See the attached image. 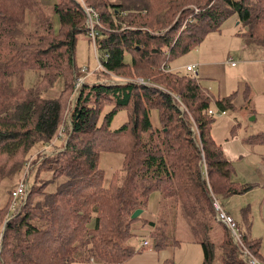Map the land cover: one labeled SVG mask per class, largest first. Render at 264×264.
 I'll return each instance as SVG.
<instances>
[{
  "label": "trees",
  "instance_id": "obj_1",
  "mask_svg": "<svg viewBox=\"0 0 264 264\" xmlns=\"http://www.w3.org/2000/svg\"><path fill=\"white\" fill-rule=\"evenodd\" d=\"M85 1L98 10V49L108 56L103 60L105 70H94L99 80H85L80 86L70 122L64 125L65 99L80 68L75 61L77 34L88 37L81 2L0 0V181L21 170L37 142L53 143L33 169L24 203L5 223L0 264H72L92 259L123 264L146 247L127 244L134 221L150 228L147 245L151 249L178 245L171 232L178 209L194 241L201 244V264H212L209 232L216 219L211 192L221 203L253 186L231 179L232 163L210 133L215 115L208 108L213 104L235 107V93L213 103L197 76L186 68L175 72L162 64L218 30L232 14L248 27L244 32L248 42L264 46V0ZM192 1L202 9L180 29L182 17L176 16ZM27 69L35 71L30 85L24 83ZM109 72L142 76L150 83H109L105 80ZM58 77L62 79L59 95L45 94ZM248 90L246 85L245 101L250 98ZM179 101L187 111L180 109ZM121 109H126L127 119L111 128ZM152 110H156V122ZM62 125L63 135H58ZM252 136L264 141V131ZM102 151L121 154L120 165L106 184L99 167ZM49 183L52 187L47 189ZM10 191L0 207V230ZM154 191L160 197L155 217L149 220L144 214ZM168 206L173 223L167 219ZM138 207L142 211L132 219ZM243 215L248 219L247 208ZM239 231L257 254V243L241 227ZM225 232L224 263L243 264L235 259L238 254ZM162 264L174 263L166 259Z\"/></svg>",
  "mask_w": 264,
  "mask_h": 264
},
{
  "label": "rangeland",
  "instance_id": "obj_2",
  "mask_svg": "<svg viewBox=\"0 0 264 264\" xmlns=\"http://www.w3.org/2000/svg\"><path fill=\"white\" fill-rule=\"evenodd\" d=\"M43 1L52 2V0ZM184 8L186 9L182 13H178L176 16L182 17L179 26L180 29L184 23L186 24L187 22H193L195 20V16L202 9L201 5L194 1L184 5ZM235 17L236 15L232 14L228 18L233 19ZM53 22L56 27L58 25V19L56 15L53 16ZM239 26L240 25L238 24L237 29L239 28ZM245 29L247 30L248 27L245 26ZM246 41V36L243 33H234L233 31L225 28H221V30H212L208 32L202 38V40L192 45L187 51L176 55H170L165 60L167 65L171 66L175 72H185V64H187L188 61H190L188 63H195L197 65L199 60L211 59V56L216 55H218V59L222 57L226 58V56L228 55L227 62H229V59H232L235 61V64H237L230 65L225 64L224 62V82L227 85V89H230V87L236 85V81L242 79L243 82H246L250 86V98L244 105H237V107L235 108H226L227 114L225 115H215V118L211 123V134L216 143L222 145L223 152L226 157L236 163L238 173L240 169L237 164V159H239V153L241 152V150H245L246 148L256 149L257 147H259L258 142L261 140L256 139V136L252 135L264 131V48L258 47L257 49H254L251 54L248 55L247 48H243L244 43H246ZM98 53L101 55L100 50H98ZM125 58L129 59V55L126 54ZM75 61L78 66L88 67L90 73L86 76V81H92L95 79L99 80V77H94V70L96 69L97 61L93 44L90 39L88 40V37L83 32H79L77 34ZM34 72L35 71L31 69H27L25 71L24 83L26 85H30L32 83L33 75H35ZM198 80L200 84L205 87H208L209 91L212 95H214V97L217 96V85L221 81L220 78L214 79L198 77ZM204 80H207L209 82L207 83ZM61 84L62 79L61 77H58L53 87H51L45 94L53 96L59 95ZM76 96L77 95L75 93L73 85L72 90L70 91V93H68L65 99L66 103L62 114V119H64L65 121L63 122L64 125H66L67 122L64 116L65 112L67 110H71V112L73 111ZM180 106L184 107V109L180 108L181 110L187 111V107L185 106L184 102L179 101V107ZM151 116L153 122H156V110L151 111ZM126 119L127 111L126 109H121L114 115L110 127H118ZM52 146V142H37L33 150H31L28 157L24 161L21 170L12 178H5L0 181V207L5 205L8 198L9 190L16 184L19 179L24 177L28 181V186L30 185L32 181L33 169H35L38 163H40L45 158V155L48 151L51 150ZM120 162L121 154L119 152L102 151L100 153L99 167L103 171L105 184L111 180L112 173L116 168L119 167ZM51 187L52 184L49 183L47 189H50ZM221 203L223 204L225 209L229 210L230 213L236 212V210L233 209L234 204H232V206L230 204H227L226 199H221ZM21 205L22 204H19L20 207ZM170 217L173 218V212L170 206H168L167 219L173 223V220ZM175 218V223L173 225L174 229L171 228V232L175 236V238L179 240V244L174 245L176 247L174 264H201L203 260L201 244L194 241L193 233L189 228V224L187 219L185 218V215H183L178 209ZM211 225L212 227L209 232V238L211 242H213L214 255L212 258V264H225L223 261L224 251L221 248V242L223 238H228V235L225 231H229L224 225L217 221H211ZM138 226H141L142 228L141 220L133 222L131 226V231H134V229H139ZM168 227H170V225ZM1 232L2 228L0 230V236ZM144 239L149 241V237H146V235L142 231H136L135 235L129 238L127 244L133 246V248L137 247L138 245H141L142 247V241ZM232 246L235 248L238 254L237 256L235 255V259L239 258L243 262V264H246L239 255V250L233 244V242ZM147 251V247H145L142 248L139 252L145 253ZM138 262H141L140 258L136 257L133 260V263L137 264ZM72 264L83 263L72 262Z\"/></svg>",
  "mask_w": 264,
  "mask_h": 264
},
{
  "label": "crops",
  "instance_id": "obj_3",
  "mask_svg": "<svg viewBox=\"0 0 264 264\" xmlns=\"http://www.w3.org/2000/svg\"><path fill=\"white\" fill-rule=\"evenodd\" d=\"M238 24L240 26L237 29ZM221 28L231 30L234 33H238V34L240 33L244 34V32L246 31L245 26L239 22L237 16L233 19L230 18L225 19L219 29L221 30ZM247 41L246 43H244L243 48H247L248 55L251 54L253 50L257 49L258 47L264 48L263 45H258L256 43H251ZM227 56L226 58L222 57L220 59H218V55L211 56V59L199 60L197 65L195 63L194 64L197 70V78L198 77L214 78V79L220 78L221 80L217 85L218 94L216 97H214V95H212L211 92L209 91L208 87H206L212 98L213 103L216 98H222L234 92L235 95L233 97V103L234 106L237 107V105L241 106L247 103V100L245 101V97H244V89L246 85L249 87L248 96L250 97V86L246 82H243L242 79H239L238 81H236L235 86L230 87V89H227V85L225 84L223 78V73L225 71L224 65L225 64L237 65L227 62ZM204 81L207 83L209 82L207 80ZM215 106L216 105L214 104L212 105V107ZM210 133H212L211 130ZM258 145L259 147H257L256 149L246 148L245 150H241V152L239 153V159H237V164L240 168L239 173L236 168V163H234L233 161H231V159L228 158L232 163V172L230 175L231 179L240 183H251L253 184V186L243 192L234 193L229 197H227L226 203L230 204L231 206L232 204H234L233 209L236 210V212L230 213L228 209L226 210L231 215H233L234 220L236 221V223H238L239 227H241L244 233L247 234L251 240L257 243L258 245L256 250L257 254L255 255L259 260L264 262V141H259ZM159 197L160 195L158 191H154L150 194L148 199V211L145 213L146 219L151 220L155 217L156 214L155 212L158 208ZM243 208H247L248 219H246L245 215H243ZM141 225L142 228L141 226H138L139 229H134V231L131 232L133 233V235H135L136 231H142L146 235V237H148L150 228H148L147 224L144 223L143 221H141ZM140 246L141 245H138L136 249L140 248ZM146 247L148 250L147 252L142 253L137 251L139 253H134L123 264H135L133 263V260L136 257H139L141 261L138 262L137 264H162V262L166 259H172L173 263L175 262V248H176L175 246L174 247L168 246L161 250H153L150 248L149 245H146ZM81 263L103 264L95 261L94 259L88 262H81Z\"/></svg>",
  "mask_w": 264,
  "mask_h": 264
},
{
  "label": "built area",
  "instance_id": "obj_4",
  "mask_svg": "<svg viewBox=\"0 0 264 264\" xmlns=\"http://www.w3.org/2000/svg\"><path fill=\"white\" fill-rule=\"evenodd\" d=\"M81 2L82 9L85 13V24L87 28V35L92 41L93 48L95 51V56H96V69H104L103 66V60L106 59L108 56L107 52L102 53L101 55L98 53V44H97V36L99 34V27L101 26L100 23V16L98 13V10L95 8L93 4H90L86 2L85 0H79ZM188 7V6H187ZM185 27V23L182 25L181 29ZM166 56H169V50H165ZM231 64H235V61L232 59L228 60ZM162 67L165 69H170L169 65L167 63H163ZM185 68L194 76H197V70L195 67L194 63H187L185 64ZM89 69L87 66H80V68L74 72V90L77 95L78 90L80 86L83 84V82L86 80V76L89 74ZM109 83H124L127 81H134L139 84H148L146 79H144L142 76H124V75H119L115 74L112 72H109L108 76H106V79ZM181 109H184L183 106H180ZM208 112L213 115H222L226 114V109L215 106L212 107L210 106L208 108ZM71 110H67L65 112V118L67 122H70L71 119ZM192 129L197 131V128L195 125L192 126ZM64 131V125H62L59 128L58 135H62ZM28 192V181L24 177L19 179L16 184L11 188L10 191V202H9V207L8 211L5 215L4 223L7 222L10 218L13 217V214L15 213L16 209H19L20 206L19 204H23L25 201V198L27 196ZM212 196V203L215 209V219L217 222L221 223L224 225L230 234L231 241L233 244L237 247L239 250V255L241 256L242 260L246 264H264L261 260H259L248 248V246L244 243L243 239L241 238V234L239 231V227L232 217V215L227 212V210L224 208V206L220 203L219 199L217 196L211 192ZM2 226V228H3ZM148 241L143 240L142 245H147Z\"/></svg>",
  "mask_w": 264,
  "mask_h": 264
},
{
  "label": "water",
  "instance_id": "obj_5",
  "mask_svg": "<svg viewBox=\"0 0 264 264\" xmlns=\"http://www.w3.org/2000/svg\"><path fill=\"white\" fill-rule=\"evenodd\" d=\"M141 211H142V208H141V207L135 208V209L132 211V213H131V218H132V219H133V218H136L137 215H139V214L141 213ZM4 228H5V224H4L3 228H2V232H3ZM2 232H1V236H0V238L2 237V234H3Z\"/></svg>",
  "mask_w": 264,
  "mask_h": 264
}]
</instances>
